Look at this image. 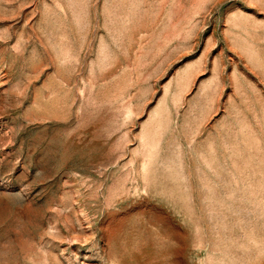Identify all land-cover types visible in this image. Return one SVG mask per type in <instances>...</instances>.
I'll list each match as a JSON object with an SVG mask.
<instances>
[{"label":"rangeland","instance_id":"1","mask_svg":"<svg viewBox=\"0 0 264 264\" xmlns=\"http://www.w3.org/2000/svg\"><path fill=\"white\" fill-rule=\"evenodd\" d=\"M0 264H264V0H0Z\"/></svg>","mask_w":264,"mask_h":264}]
</instances>
